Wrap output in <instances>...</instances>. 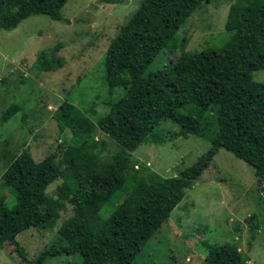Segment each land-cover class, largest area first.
Masks as SVG:
<instances>
[{
	"label": "trees",
	"instance_id": "16d2710c",
	"mask_svg": "<svg viewBox=\"0 0 264 264\" xmlns=\"http://www.w3.org/2000/svg\"><path fill=\"white\" fill-rule=\"evenodd\" d=\"M66 1L0 0V29H14L34 15L63 21L59 10ZM210 1L137 0L136 8L110 39L103 58L105 92L110 95L119 89L122 96L107 99L106 116L87 130L76 124L85 119L73 106L60 104L54 110L58 129H69L72 135L66 155L68 168L60 171L50 157L34 162L29 151L22 149L3 171L0 250L3 244L13 245L24 264H43L60 255H78L80 264H131L167 223L173 208L219 149L248 165L257 188L264 192V83L251 78L252 72L264 70V0H235L227 10L224 31L228 36L223 46L190 53L184 50L187 42L182 39L177 59L159 71L163 87L153 89L147 80V68L158 53H173L176 31ZM60 47L57 43L41 49L34 70L46 73L59 68L61 63L54 54ZM185 107L186 113L181 114L179 110ZM18 110L15 103L6 107L0 114V127ZM166 119L178 127L177 136L201 138L209 147L177 176L164 178L132 159L131 153L142 143L154 141L153 129ZM94 127L118 147L104 163H96L88 154V135ZM80 164L91 168L82 179L75 170ZM58 178L65 181L52 199L45 190ZM5 189L14 197L11 207L4 202ZM64 201L73 213L58 226L57 245L28 259L15 236L30 227L52 225ZM254 229L249 230L247 248ZM203 264H246V259L235 246L223 243L207 247Z\"/></svg>",
	"mask_w": 264,
	"mask_h": 264
},
{
	"label": "rangeland",
	"instance_id": "374dc122",
	"mask_svg": "<svg viewBox=\"0 0 264 264\" xmlns=\"http://www.w3.org/2000/svg\"><path fill=\"white\" fill-rule=\"evenodd\" d=\"M234 1L211 0L186 19L175 33L176 50L170 54L159 52L147 68L151 88L163 87L159 71L168 61L177 59L182 39L187 42L184 50L190 53L224 45L228 36L224 22ZM103 2L67 0L59 10L63 21L34 15L14 29H0V114L12 103L19 107L0 127V184L3 171L22 149L29 151L34 162L50 157L60 171L68 168L66 155L72 144L71 131H60L53 118L60 104L78 110L85 120L76 124L87 130L90 124L96 125L106 116L107 99L114 101L122 96L119 89L112 90L110 95L105 92L103 58L110 39L136 8L137 0H121L120 4ZM57 43L61 47L54 56L61 63L59 68L37 73L33 68L36 54ZM251 78L264 83V70L252 72ZM186 110L185 107L179 112L185 114ZM177 131L178 127L170 120L160 121L153 129L155 140L139 145L131 153L132 159L161 177L177 176L209 147L206 140L192 135L177 136ZM88 138L91 142L88 154L96 163L109 161L118 151L117 145L97 127L90 130ZM75 170L82 179L91 168L80 164ZM64 181L58 178L49 184L47 196L57 198L58 186H63ZM3 191L4 202L11 207L14 197L8 189ZM263 200L264 192L257 188L252 169L219 149L173 208L167 223L154 233L131 264H203L207 247L223 243L235 246L246 264H264ZM56 213L52 225L30 227L15 236L28 259L57 245L56 230L72 215L73 209L64 201ZM252 227L256 228L254 239L247 248ZM80 260L78 255H60L46 259L43 264H80ZM0 264L24 263L15 254L13 245L3 244Z\"/></svg>",
	"mask_w": 264,
	"mask_h": 264
}]
</instances>
